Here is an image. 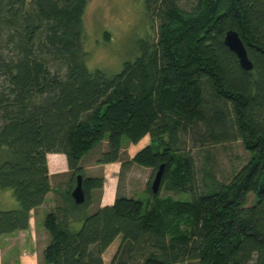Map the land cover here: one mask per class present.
Returning a JSON list of instances; mask_svg holds the SVG:
<instances>
[{"label":"trees","instance_id":"trees-1","mask_svg":"<svg viewBox=\"0 0 264 264\" xmlns=\"http://www.w3.org/2000/svg\"><path fill=\"white\" fill-rule=\"evenodd\" d=\"M143 1L157 19L155 38L139 39L138 55L107 74L85 64L87 0H0V189L16 202L0 210V235L27 227L50 191L45 155L62 153L69 175L43 216L48 241L36 264H103L118 235L108 264H127L133 251L141 264H264V0H192L187 9ZM226 30L237 33L250 70L222 44ZM144 135L148 144L119 158L122 137L134 144ZM180 135L195 144L239 140L248 156L225 182L196 193L193 161L176 153ZM104 137L96 163L151 172L162 163L159 187L190 198L151 193V173L144 203L116 194L85 214L103 179L85 175L81 159ZM76 174L81 204L69 195Z\"/></svg>","mask_w":264,"mask_h":264},{"label":"rangeland","instance_id":"rangeland-1","mask_svg":"<svg viewBox=\"0 0 264 264\" xmlns=\"http://www.w3.org/2000/svg\"><path fill=\"white\" fill-rule=\"evenodd\" d=\"M191 1L179 0L178 4L182 8L187 9ZM81 21L83 26L81 45L86 52L85 64L88 69H100L107 74L119 71L123 62L131 61L138 55L137 41L139 39L146 37L154 39L156 35L157 19L152 18L151 21L148 13H145L143 0H87ZM163 138L165 139L166 137L163 136ZM144 141L146 142L147 140H140L138 143L131 145L130 142L122 137L119 158L125 160L132 157L133 154L143 147ZM180 141L179 150L176 153L191 157L196 193L206 191L209 186L208 184L212 180L225 182L231 174L244 164L248 156L239 140L195 144L191 141L189 135H180ZM105 148L106 139L104 137L87 152L84 159L88 162V165L86 169H83L84 174L102 177L103 183L101 184V188L104 185L105 189L106 185V193L108 184H114L115 182L114 196L116 194L124 195L139 199L144 203L148 196L145 190L146 183L150 174L154 173V170L151 172V168L136 164H129L121 168L117 161L113 181L108 176L106 169L104 170L99 163L95 162L100 152L105 150ZM48 159L47 167L49 168L48 164L50 163ZM50 169L52 170L51 167ZM104 173L106 174V178L103 176ZM49 182L50 191L46 194L47 200L45 201H47V205L50 203L52 207V184H60V181L55 182L51 176ZM101 188L100 190L92 189L90 191V199L98 198ZM158 195L160 197L169 196L172 200H188L190 198L189 194L166 191L161 189V187H159ZM253 200V194L248 193L246 205L251 204ZM15 206L16 202L12 198L10 190L0 189V210L11 209ZM93 208H95L94 205L90 203L86 207L85 214L90 213ZM78 226L79 223H74L72 228L77 229ZM187 228V225L180 224V229L184 230ZM119 241L120 235L116 236L109 244L110 246L101 254L103 264L110 262ZM1 244L2 242L0 241V246ZM142 248L145 251L147 249V247ZM10 250L11 256H14V253L22 252V249L15 244L11 246ZM142 256L139 252L133 251L127 260V264H141ZM2 258L3 253L0 251V261ZM10 259L11 263L9 264H16L13 258ZM182 264L194 263L186 261Z\"/></svg>","mask_w":264,"mask_h":264},{"label":"crops","instance_id":"crops-1","mask_svg":"<svg viewBox=\"0 0 264 264\" xmlns=\"http://www.w3.org/2000/svg\"><path fill=\"white\" fill-rule=\"evenodd\" d=\"M140 140L148 141V136L147 135L142 136L136 143H138ZM147 141L146 142L144 141L145 143H143V146L147 144ZM130 144L132 145L133 143ZM86 154L83 155L81 159V164L83 169H86V166L88 165V162L85 161L84 159ZM50 155H52V164H48L49 168L47 167L49 178L52 176V180H54L55 182L60 181V184H54V185L52 184V205H53V198L55 196L54 191L65 187L69 175V170L66 166L65 157L62 153H47L45 155L46 165H47V159L50 158L49 157ZM99 165H101V167L104 168V170L106 169V172H108V176L114 181L113 177L114 174L116 173L117 162L103 163ZM50 167L52 168V170L50 169ZM87 176H94V175H87ZM103 176L106 178L105 173L103 174ZM114 184L113 183L108 184L107 193H106V185H105V189L103 185L99 197L96 199L95 198L90 199V203L93 204L94 207L111 204L114 198ZM45 200H47L46 196L44 201L40 205L29 210V217L27 221L28 224L25 229L17 230L9 234L0 235V241L2 242L0 246V251L1 253H3V258L0 261V264L11 263L10 258H13V260L15 261L14 263L16 264H36L37 262L41 261L42 249L48 241V234L42 225V219L45 213L51 207L50 203L49 205H47L46 204L47 201ZM14 244L19 246L22 249V252L14 253V256H11L12 253L10 248ZM36 245L37 247H35Z\"/></svg>","mask_w":264,"mask_h":264},{"label":"water","instance_id":"water-1","mask_svg":"<svg viewBox=\"0 0 264 264\" xmlns=\"http://www.w3.org/2000/svg\"><path fill=\"white\" fill-rule=\"evenodd\" d=\"M222 44L235 55L238 66L242 70L248 71L252 68V64L246 55L244 46L235 31L226 30L222 36ZM162 168L163 164L160 163L154 170V173L149 183L151 193H155L158 190L162 174ZM257 190L261 192L264 191V174L259 178L257 182ZM69 195L75 204L83 203L84 194L81 188L80 174L75 175L74 183L69 191Z\"/></svg>","mask_w":264,"mask_h":264}]
</instances>
